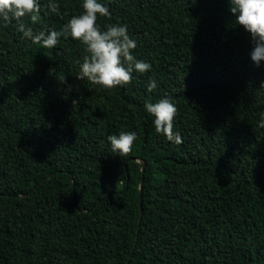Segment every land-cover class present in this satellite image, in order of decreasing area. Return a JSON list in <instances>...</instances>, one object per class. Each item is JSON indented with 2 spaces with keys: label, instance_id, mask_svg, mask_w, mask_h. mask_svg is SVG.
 Here are the masks:
<instances>
[{
  "label": "trees",
  "instance_id": "1",
  "mask_svg": "<svg viewBox=\"0 0 264 264\" xmlns=\"http://www.w3.org/2000/svg\"><path fill=\"white\" fill-rule=\"evenodd\" d=\"M83 2L24 19L60 31ZM98 2L97 26L126 25L151 65L129 85L77 79L71 36L44 48L0 26V264H264V62L229 0ZM163 98L180 144L145 108ZM121 131L137 134L127 157L108 141Z\"/></svg>",
  "mask_w": 264,
  "mask_h": 264
},
{
  "label": "clouds",
  "instance_id": "2",
  "mask_svg": "<svg viewBox=\"0 0 264 264\" xmlns=\"http://www.w3.org/2000/svg\"><path fill=\"white\" fill-rule=\"evenodd\" d=\"M230 12L235 16L236 23L250 34L253 51L251 59L260 66L264 62V0H229ZM84 12L73 16L60 31L34 32L25 22L28 18L32 24L39 20L42 7L39 0H0V26L6 27L13 20L17 30L26 39L34 44H42L44 48H54L61 37L71 36L86 47L88 53L79 64L77 79L87 80L91 84L102 86L105 89H114L129 85L133 80V72L145 73L151 70V65L138 60L133 55L137 42L128 33L126 25L110 24L106 30L97 26V16H110L108 8L98 0H84ZM52 12H58L59 5L49 3L47 6ZM148 91L157 88L155 79L147 84ZM75 103V102H74ZM145 108L154 117L155 130L168 141L180 144L179 132H174V120L178 108L168 98L158 102H148ZM264 127V123L261 124ZM137 140L135 132L121 131L119 135H111L108 141L112 151L120 157H127Z\"/></svg>",
  "mask_w": 264,
  "mask_h": 264
},
{
  "label": "water",
  "instance_id": "3",
  "mask_svg": "<svg viewBox=\"0 0 264 264\" xmlns=\"http://www.w3.org/2000/svg\"><path fill=\"white\" fill-rule=\"evenodd\" d=\"M142 172H143V175H144V172H145V165H142ZM143 183V178L141 179L140 181V184ZM140 191H142V188L140 189Z\"/></svg>",
  "mask_w": 264,
  "mask_h": 264
}]
</instances>
